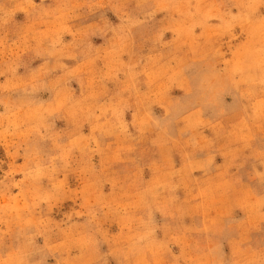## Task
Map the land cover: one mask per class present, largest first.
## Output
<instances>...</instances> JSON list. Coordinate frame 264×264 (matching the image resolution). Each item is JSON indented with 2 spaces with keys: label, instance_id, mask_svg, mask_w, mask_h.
Segmentation results:
<instances>
[{
  "label": "rangeland",
  "instance_id": "rangeland-1",
  "mask_svg": "<svg viewBox=\"0 0 264 264\" xmlns=\"http://www.w3.org/2000/svg\"><path fill=\"white\" fill-rule=\"evenodd\" d=\"M0 264H264V0H0Z\"/></svg>",
  "mask_w": 264,
  "mask_h": 264
}]
</instances>
